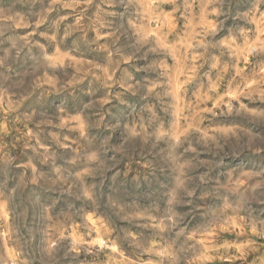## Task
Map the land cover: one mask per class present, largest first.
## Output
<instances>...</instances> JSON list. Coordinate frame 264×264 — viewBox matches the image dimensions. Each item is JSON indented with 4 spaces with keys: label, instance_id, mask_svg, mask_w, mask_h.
<instances>
[{
    "label": "rangeland",
    "instance_id": "1",
    "mask_svg": "<svg viewBox=\"0 0 264 264\" xmlns=\"http://www.w3.org/2000/svg\"><path fill=\"white\" fill-rule=\"evenodd\" d=\"M0 264H264V0H0Z\"/></svg>",
    "mask_w": 264,
    "mask_h": 264
}]
</instances>
